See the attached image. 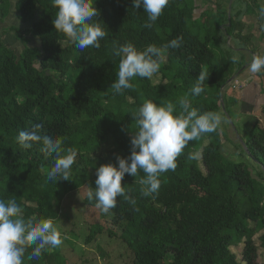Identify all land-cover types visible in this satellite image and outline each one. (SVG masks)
Here are the masks:
<instances>
[{"label":"trees","instance_id":"obj_1","mask_svg":"<svg viewBox=\"0 0 264 264\" xmlns=\"http://www.w3.org/2000/svg\"><path fill=\"white\" fill-rule=\"evenodd\" d=\"M11 3L18 20L29 25L23 34L14 26L0 30V199H15L26 219H51L54 223L63 213L67 194L87 181H91L88 191L94 190L97 167L116 165L117 156L130 155L135 130L131 113L145 99L175 102L203 73L205 92L193 98V106L202 113H219L220 103L211 96L229 81L234 67L221 71L218 64L213 65L215 52L208 46L209 37L202 40L186 26L195 11L185 0H169L151 28L144 26L146 13L133 9L132 0H95L96 19L107 36L100 48L82 52L55 30L52 0H0L1 19L8 15ZM224 19L219 24L227 36L244 40L250 35L248 24L233 22L231 16L226 26V16ZM6 32L23 40L18 56L2 42ZM28 36L36 37L39 46H26ZM176 37H182V46L163 51L165 61L161 57L160 69L153 75L159 78L158 83L135 78L133 89L114 94L111 85L120 60L112 55L114 43L130 42L142 51L149 44L160 47ZM73 71L78 72L75 77ZM213 85L216 89L211 92ZM35 124L42 125L43 134L62 138V148L77 153L69 180L46 182L55 156L41 152L39 142L29 150L17 145L19 131ZM205 135L207 144L202 143ZM205 135L189 142L177 158L175 171L161 176L155 198L140 194L142 171L137 178L125 174L121 183L136 199L138 210L118 197L109 218L120 230L119 239L129 250L131 264H259L258 248L264 249V128L250 132L244 145L259 168L254 175L242 161L223 155L218 130ZM108 137L116 144L115 150L95 163L84 150L99 146ZM195 151L200 153L202 169L196 158L188 159ZM87 192L84 204L101 212ZM90 230L84 239L87 244L102 227L94 224ZM256 235L259 246L254 241ZM236 244H242L239 259L231 251ZM49 249L38 259L27 260L28 249L24 264H66L58 263L56 251Z\"/></svg>","mask_w":264,"mask_h":264},{"label":"clouds","instance_id":"obj_2","mask_svg":"<svg viewBox=\"0 0 264 264\" xmlns=\"http://www.w3.org/2000/svg\"><path fill=\"white\" fill-rule=\"evenodd\" d=\"M95 0H52L56 9L54 28L62 32L74 47L83 51L86 48H100L101 40L107 33L99 21ZM169 0H132V8L143 9L146 13V28H151L162 15ZM259 17L264 20V6L259 8ZM95 18V19H94ZM264 27V25H262ZM182 37H176L158 47L149 44L142 51L132 43L113 44L112 55L119 57V70L115 82L111 85L114 94H124L134 88L135 78L151 79L160 69L163 51L179 49ZM232 63H238L239 57L233 55ZM254 74H264V55H254L248 64ZM203 73L188 93L180 96L175 102H154L145 99L131 113L135 121L134 134L131 136V153L127 158L117 156V164H103L96 168L94 190L87 192L89 200H95V206L104 214H110L117 207L118 197L127 201L134 210L137 201L128 194L122 185L125 174L139 179V191L142 197L155 198L161 188V176L177 168V158L181 156L191 141L200 139L205 134L215 133L226 122L221 113L200 112L193 106V98L205 92ZM42 125L35 124L30 129L19 131L16 143L22 150H29L39 142L41 152L46 156H55V162L47 171L46 182L69 180L77 153L62 148L60 137L42 133ZM63 154L62 153H65ZM196 157L189 153L188 159ZM66 235L62 236L51 219H26L15 199H0V264H24L28 249L31 252L27 260L41 257L49 248L55 249L63 244Z\"/></svg>","mask_w":264,"mask_h":264},{"label":"rangeland","instance_id":"obj_3","mask_svg":"<svg viewBox=\"0 0 264 264\" xmlns=\"http://www.w3.org/2000/svg\"><path fill=\"white\" fill-rule=\"evenodd\" d=\"M185 1L186 5L190 9L194 7L193 10L195 11H193V19L186 24L187 28L192 33L199 34L202 40L208 36V46L215 52L213 65L218 64L221 71H226L233 65L234 69L231 77L236 75L231 82H227L219 88V93L216 96H211L213 101L220 103L219 113L226 120L218 128V135L221 141L223 140L221 152L232 161H242L249 170L253 169L252 173L254 175L255 172L259 171V168L256 166L257 163L245 151L244 145L247 143L250 132L256 133L264 128V100L260 104L257 102L252 107L246 99L242 102L240 97L247 92V89H243L242 85L248 78L251 82L262 83V91H264V74H254L246 71L245 76H241L237 73L248 69V64L254 55H264V27H262L264 20L258 15L259 8L264 6V0ZM225 16L226 20L232 16L233 22L240 20L243 26L244 23L248 24L250 35L244 40H235L232 34L227 36L222 24H219L221 20H225ZM5 18H0V22L3 23L0 25L2 30L11 26L6 22L4 23ZM28 25L26 24V26ZM224 25L228 26V22ZM16 28L23 34L26 27L24 25V27ZM6 34H10L9 38H11L8 40L10 44L6 43L7 47L12 49V52L18 56L24 48L23 40L18 37L15 38L12 33L6 32ZM29 38V41L25 42L26 46H38L39 41L36 37L33 40ZM244 47L252 49L253 52L250 51V54L245 51H239V49ZM233 55L239 57L238 63L231 62ZM162 61H165L164 56ZM246 64L247 68L244 69ZM77 74L78 72L76 71L72 72L73 77ZM151 79L154 84L159 81V78L154 76ZM236 81L237 84L235 83ZM215 89L216 87L213 85L210 90L214 92ZM207 142V135H205L202 143L207 144ZM115 147L116 144L112 137H108L99 146L95 148L87 147L84 151L90 153L95 163H99L109 157L110 152L115 150ZM192 154L196 157L197 163L202 169L199 151H195ZM92 170L95 172L94 169ZM90 183L91 181H87L81 188L65 196L63 213L59 215L54 225L62 236L66 235L67 238L64 239L60 247L50 248L49 250L56 251L58 263L62 261L66 264H131L129 250L120 241V230L118 226L110 222L109 214H104L96 210V208L84 204L83 197L88 191ZM94 224H99L102 227V231L96 233V238L87 244L84 239L91 233L90 228ZM110 231H112V234L109 233ZM257 235L259 236L260 234ZM257 235L254 241L259 246ZM241 250L242 244H236L231 247V251L236 254L238 259ZM258 262L259 264L264 262V249L260 247L258 248Z\"/></svg>","mask_w":264,"mask_h":264},{"label":"crops","instance_id":"obj_4","mask_svg":"<svg viewBox=\"0 0 264 264\" xmlns=\"http://www.w3.org/2000/svg\"><path fill=\"white\" fill-rule=\"evenodd\" d=\"M5 22L11 26H15V27H19V28L24 27V25L26 27V24H23L22 22H20L18 20L16 12H15L14 7H13V3H11V5L9 7V14H8V16H6L4 23ZM2 24L3 23L0 22V25H2ZM0 29H1V27H0ZM6 35H3L1 37V40L6 46H8L7 44H10V42L8 40H10L11 38H9L10 34H6ZM29 39L33 40L34 38L30 37ZM14 42H16V41L14 40ZM38 46H39V44H38ZM239 51H245L247 53H250L248 51V49H246V48L239 49ZM246 68H247V64H246L244 69H246ZM246 71H249V69H246L245 71H242L241 73L238 72L237 74H240L241 76H245ZM261 85H262V83L258 84L254 81L251 82L250 79L248 78L247 81L242 85L243 89H245V88L247 89V92H245L246 97H245V95H242L240 97V100L243 102L246 99L248 101V103L251 104L252 107H254L257 102H259L258 104H260V102L262 100H264V91H262L263 89H262Z\"/></svg>","mask_w":264,"mask_h":264},{"label":"water","instance_id":"obj_5","mask_svg":"<svg viewBox=\"0 0 264 264\" xmlns=\"http://www.w3.org/2000/svg\"><path fill=\"white\" fill-rule=\"evenodd\" d=\"M229 21H230V18L228 17V25H229ZM235 76L236 75L232 76L231 79L228 82H231L235 78Z\"/></svg>","mask_w":264,"mask_h":264},{"label":"built area","instance_id":"obj_6","mask_svg":"<svg viewBox=\"0 0 264 264\" xmlns=\"http://www.w3.org/2000/svg\"><path fill=\"white\" fill-rule=\"evenodd\" d=\"M234 82V81H233ZM237 84V81L235 82Z\"/></svg>","mask_w":264,"mask_h":264}]
</instances>
